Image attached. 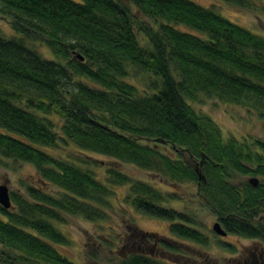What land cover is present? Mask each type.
<instances>
[{
    "label": "trees",
    "instance_id": "16d2710c",
    "mask_svg": "<svg viewBox=\"0 0 264 264\" xmlns=\"http://www.w3.org/2000/svg\"><path fill=\"white\" fill-rule=\"evenodd\" d=\"M0 19L19 34L0 33V161L29 163L38 180L21 182L24 192L9 191L11 206L0 205V264H75L54 223L108 220L109 185L127 184L136 211L169 225L166 236L127 221L117 251L99 239L110 250L105 264H182L193 244L208 245L193 213L162 206L181 199L175 191L110 165L104 183L92 154L195 183L227 234L264 244V138H224L190 104L207 98L253 110L264 136V35L192 0H0ZM247 175L258 185L239 181ZM83 264H102L98 249Z\"/></svg>",
    "mask_w": 264,
    "mask_h": 264
},
{
    "label": "rangeland",
    "instance_id": "374dc122",
    "mask_svg": "<svg viewBox=\"0 0 264 264\" xmlns=\"http://www.w3.org/2000/svg\"><path fill=\"white\" fill-rule=\"evenodd\" d=\"M80 1V0H74ZM204 7L212 9L231 21L250 29L251 31L264 35V0H251L252 7L244 9L221 0H192ZM186 30L185 27H180ZM0 33L5 37L19 36L10 24L0 19ZM46 59L57 60L52 52L39 42L30 43ZM197 113L210 116L220 127L223 137H235L238 140L244 137L264 138L262 121L257 113L245 107L223 103L217 99L205 98L202 102H190ZM54 154L65 155L64 150H51ZM70 152V151H69ZM169 153V152H167ZM99 161L96 165L90 166L97 172L100 181L106 183L104 179L106 165L116 167L129 175L133 180H142L155 186L156 188L168 192L175 191L180 200H167L162 206L193 213L196 220L201 224L199 227L209 236L207 246L193 244L190 254H183L180 261L190 264H207V259L218 264H243V259L248 255V251L260 244L259 240L247 239L234 234L220 236L212 230V225L217 221V217L207 208L202 199L197 195V185L190 182H171L165 177L139 169L129 163L114 164L110 158L92 154ZM252 176L239 177V181H247ZM261 179L259 176H255ZM24 184L38 185L37 174L33 165L29 163L14 162L12 160L0 161V184H6L9 191L24 192L21 187ZM113 195L109 199L111 204L110 217L106 221L89 222L80 216H66L67 223L55 226L70 240V245L66 248H59L62 254L75 264H83L85 253L91 249H98L101 263L105 264L107 256L110 254L108 246L100 243V238H108L112 243V249L118 250L125 234V223L131 221L144 231L157 232L168 235L167 221L155 217L144 215L135 210L129 201L125 200L128 185H109ZM55 187H47V191L56 192ZM230 244L225 247L222 243ZM201 251H205L203 253ZM65 253V254H64ZM172 261V260H171ZM211 264H213L211 262Z\"/></svg>",
    "mask_w": 264,
    "mask_h": 264
},
{
    "label": "water",
    "instance_id": "95a60500",
    "mask_svg": "<svg viewBox=\"0 0 264 264\" xmlns=\"http://www.w3.org/2000/svg\"><path fill=\"white\" fill-rule=\"evenodd\" d=\"M79 58L82 59L81 57ZM199 178H201V175H199ZM248 182L252 186H257L259 183V180L257 177H251L248 179ZM0 205L4 208H9L11 206L9 188L6 184H0ZM212 230L220 236L227 235V232L222 228L221 224L218 221H216L212 225Z\"/></svg>",
    "mask_w": 264,
    "mask_h": 264
},
{
    "label": "flooded vegetation",
    "instance_id": "af4514ba",
    "mask_svg": "<svg viewBox=\"0 0 264 264\" xmlns=\"http://www.w3.org/2000/svg\"><path fill=\"white\" fill-rule=\"evenodd\" d=\"M218 221V220H217ZM254 246L243 259V264H264V244Z\"/></svg>",
    "mask_w": 264,
    "mask_h": 264
}]
</instances>
